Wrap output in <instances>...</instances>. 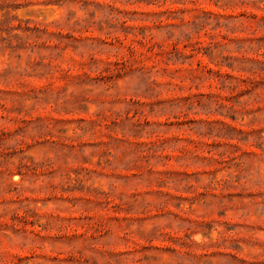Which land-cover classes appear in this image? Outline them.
<instances>
[{
	"label": "rangeland",
	"instance_id": "1",
	"mask_svg": "<svg viewBox=\"0 0 264 264\" xmlns=\"http://www.w3.org/2000/svg\"><path fill=\"white\" fill-rule=\"evenodd\" d=\"M0 264H264V0H0Z\"/></svg>",
	"mask_w": 264,
	"mask_h": 264
}]
</instances>
